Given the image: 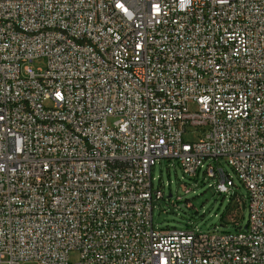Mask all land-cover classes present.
Returning a JSON list of instances; mask_svg holds the SVG:
<instances>
[{"label": "built area", "instance_id": "built-area-1", "mask_svg": "<svg viewBox=\"0 0 264 264\" xmlns=\"http://www.w3.org/2000/svg\"><path fill=\"white\" fill-rule=\"evenodd\" d=\"M160 159L224 195L225 163L247 228L154 229ZM73 252L264 264V0H0V264Z\"/></svg>", "mask_w": 264, "mask_h": 264}, {"label": "rangeland", "instance_id": "rangeland-1", "mask_svg": "<svg viewBox=\"0 0 264 264\" xmlns=\"http://www.w3.org/2000/svg\"><path fill=\"white\" fill-rule=\"evenodd\" d=\"M29 67L36 72L38 69L44 68V60H34L29 64ZM184 140L193 142L196 137L192 133H186ZM204 164H215V161L209 159ZM220 165L233 184L226 195L217 194L214 191L212 187L215 184L214 179L204 178V186L196 187L194 182L183 175L175 161L160 159L151 173L153 190L159 189L163 193V198H153V228L159 230L175 229L177 231L189 229L202 233L216 232L220 234L222 232H238L235 229L238 224L241 232H243V227L247 223V210H244L243 218L240 220L242 215L241 199L244 200L247 197V190L225 163L220 161ZM202 177V171H200L199 180ZM184 191L187 193L185 194ZM231 196L233 200L230 201L221 220V215ZM69 261L72 264L78 263V253H71ZM25 264L36 263L27 262Z\"/></svg>", "mask_w": 264, "mask_h": 264}, {"label": "trees", "instance_id": "trees-1", "mask_svg": "<svg viewBox=\"0 0 264 264\" xmlns=\"http://www.w3.org/2000/svg\"><path fill=\"white\" fill-rule=\"evenodd\" d=\"M202 178H201V180H199V178H198V175L196 176V177H194V178H187L188 180H190V181H192V182H194V185L196 186V187H203L204 186V178H206L205 176H204V173H202ZM233 200V198H232V196L228 199V203H227V205H226V207H225V209H224V212H223V214L221 215V220H222V218H223V216H224V213H225V211L227 210V208H228V206H229V203H230V201H232ZM185 201H188V200H185ZM190 202V201H189ZM241 208H242V215H241V218H240V220L243 218V212H244V210H245V203L243 202V200H241ZM238 224L235 226V229L236 230H238Z\"/></svg>", "mask_w": 264, "mask_h": 264}, {"label": "water", "instance_id": "water-1", "mask_svg": "<svg viewBox=\"0 0 264 264\" xmlns=\"http://www.w3.org/2000/svg\"><path fill=\"white\" fill-rule=\"evenodd\" d=\"M246 228H247V226L245 225V226L243 227V230H245ZM238 230H241V228L239 227Z\"/></svg>", "mask_w": 264, "mask_h": 264}]
</instances>
